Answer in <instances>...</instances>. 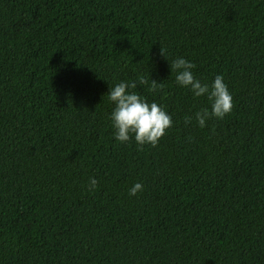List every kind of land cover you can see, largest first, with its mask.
Segmentation results:
<instances>
[{"label":"trees","instance_id":"obj_1","mask_svg":"<svg viewBox=\"0 0 264 264\" xmlns=\"http://www.w3.org/2000/svg\"><path fill=\"white\" fill-rule=\"evenodd\" d=\"M179 56L230 113L185 123ZM122 80L155 146L114 139ZM0 264H264V0H0Z\"/></svg>","mask_w":264,"mask_h":264},{"label":"clouds","instance_id":"obj_2","mask_svg":"<svg viewBox=\"0 0 264 264\" xmlns=\"http://www.w3.org/2000/svg\"><path fill=\"white\" fill-rule=\"evenodd\" d=\"M161 52L165 55L162 47ZM195 64L183 56L170 62L171 73H175V82L191 91L193 97L206 96L210 107H203L191 116L185 117V123L195 121L204 127L210 117L223 118L233 107V96L222 74L215 75L211 83L202 82L192 71ZM140 84L145 83L143 76L137 77ZM136 81H120L110 86L107 98L113 107L109 120L113 137L118 142L134 140L137 145L155 146L166 130L172 125V116L156 101H148L135 91ZM155 87V80H153ZM89 189L97 185L95 177L89 178ZM143 190L137 181L128 189L129 195H136Z\"/></svg>","mask_w":264,"mask_h":264}]
</instances>
